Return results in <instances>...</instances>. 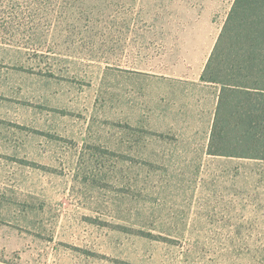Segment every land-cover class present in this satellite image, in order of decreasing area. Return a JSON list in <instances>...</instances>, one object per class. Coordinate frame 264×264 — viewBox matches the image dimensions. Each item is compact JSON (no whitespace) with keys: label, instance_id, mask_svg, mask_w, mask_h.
<instances>
[{"label":"rangeland","instance_id":"1","mask_svg":"<svg viewBox=\"0 0 264 264\" xmlns=\"http://www.w3.org/2000/svg\"><path fill=\"white\" fill-rule=\"evenodd\" d=\"M234 2L0 0V264H264V162L208 154Z\"/></svg>","mask_w":264,"mask_h":264},{"label":"trees","instance_id":"2","mask_svg":"<svg viewBox=\"0 0 264 264\" xmlns=\"http://www.w3.org/2000/svg\"><path fill=\"white\" fill-rule=\"evenodd\" d=\"M201 82L219 88L208 154L264 160V0H235Z\"/></svg>","mask_w":264,"mask_h":264},{"label":"crops","instance_id":"3","mask_svg":"<svg viewBox=\"0 0 264 264\" xmlns=\"http://www.w3.org/2000/svg\"><path fill=\"white\" fill-rule=\"evenodd\" d=\"M215 116V115H214ZM231 158V157H229ZM238 159H244V158H238ZM245 160H253V161H260V162H264V160H256V159H245Z\"/></svg>","mask_w":264,"mask_h":264}]
</instances>
